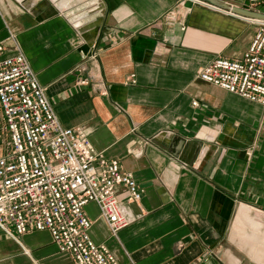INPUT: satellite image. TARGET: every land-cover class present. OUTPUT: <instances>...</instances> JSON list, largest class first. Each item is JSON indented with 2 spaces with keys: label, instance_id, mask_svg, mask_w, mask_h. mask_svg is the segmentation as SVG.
I'll use <instances>...</instances> for the list:
<instances>
[{
  "label": "crops",
  "instance_id": "0c3cea01",
  "mask_svg": "<svg viewBox=\"0 0 264 264\" xmlns=\"http://www.w3.org/2000/svg\"><path fill=\"white\" fill-rule=\"evenodd\" d=\"M258 28L194 0H0L4 55L22 52L61 123L143 190L117 235L84 207L119 264H264V107L198 77ZM4 134L0 120V155ZM0 264L74 263L48 231L0 230Z\"/></svg>",
  "mask_w": 264,
  "mask_h": 264
},
{
  "label": "built area",
  "instance_id": "2783aa9c",
  "mask_svg": "<svg viewBox=\"0 0 264 264\" xmlns=\"http://www.w3.org/2000/svg\"><path fill=\"white\" fill-rule=\"evenodd\" d=\"M250 8L264 13V0H248ZM250 20L259 28L243 56L219 57L198 77L264 107V21ZM5 52L0 42V120L5 133L0 230L13 238L48 231L58 250L70 254L74 264H119L105 245L91 239L92 222L84 207L97 204L111 234L117 235L134 221L129 204L138 203L143 190L119 160L105 158L85 134L61 123L26 56L22 52L5 56ZM78 82L85 85L88 80ZM120 186L128 192L127 206L117 197Z\"/></svg>",
  "mask_w": 264,
  "mask_h": 264
},
{
  "label": "water",
  "instance_id": "95a60500",
  "mask_svg": "<svg viewBox=\"0 0 264 264\" xmlns=\"http://www.w3.org/2000/svg\"><path fill=\"white\" fill-rule=\"evenodd\" d=\"M201 2L213 5L215 7H218L220 9H223L225 11H231L233 14L239 15L241 17L250 18V19H258L264 21V13L256 12L254 10L233 6L231 4H228L226 2H222L220 0H199ZM129 207L132 209L133 213L135 215L139 214V211L137 210V203H130Z\"/></svg>",
  "mask_w": 264,
  "mask_h": 264
},
{
  "label": "bare ground",
  "instance_id": "6f19581e",
  "mask_svg": "<svg viewBox=\"0 0 264 264\" xmlns=\"http://www.w3.org/2000/svg\"><path fill=\"white\" fill-rule=\"evenodd\" d=\"M247 210H248V209H246V208H243V211H244V212H247ZM252 222H253V221H252Z\"/></svg>",
  "mask_w": 264,
  "mask_h": 264
}]
</instances>
